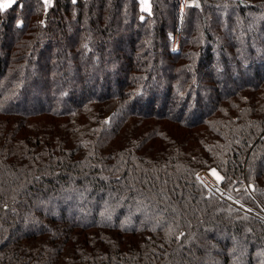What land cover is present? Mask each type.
<instances>
[{
    "label": "trees",
    "instance_id": "1",
    "mask_svg": "<svg viewBox=\"0 0 264 264\" xmlns=\"http://www.w3.org/2000/svg\"><path fill=\"white\" fill-rule=\"evenodd\" d=\"M179 1L0 5V264H264V0Z\"/></svg>",
    "mask_w": 264,
    "mask_h": 264
},
{
    "label": "rangeland",
    "instance_id": "2",
    "mask_svg": "<svg viewBox=\"0 0 264 264\" xmlns=\"http://www.w3.org/2000/svg\"><path fill=\"white\" fill-rule=\"evenodd\" d=\"M15 0H12V1H9V2H7V1H0V5H2V6H8L9 4H11L12 2H14ZM47 1H49V0H47ZM142 1V3H143V6H144V4L145 5H147V7H148V9H149V7H150V4H151V0H141ZM193 3V0H180L179 1V8H178V14H179V17H178V20H177V22H176V27H175V30H174V32H173V34H174V42H176L177 43V41L179 40V37H180V31H179V33H176L177 32V30H178V28H180V24H181V26H182V24H183V18H184V13H185V8H186V6L187 5H189V4H192ZM145 7V6H144ZM255 24H258L257 23V21L256 22H254ZM259 29H260V27H259ZM258 31V30H257ZM176 35H177V39H175V37H176ZM264 37V31H263V29H260L259 30V33L257 34V35H255L253 38H252V44H251V46L252 47H255V44L257 43V42H259L260 41V39H262ZM255 43V44H254ZM178 46V45H177ZM176 46V47H177ZM245 54H248V52H247V50L245 51ZM37 70H38V72H39V74H40V72L41 71H39V69L38 68H36ZM243 73V72H242ZM244 74V78L245 79H247L248 77H247V75L245 74V73H243ZM199 172H201V173H198V178H199V180L203 183V185H205V187L210 191V192H212V193H214V194H216L217 196H219L221 199H224V200H229V201H231L232 203H234L235 204V206H237L239 209H241V210H243V211H245V212H248V213H250V214H253L254 216H256V217H258V218H260L261 220H263L264 221V205L262 204V202H260V201H258L259 202V205L261 206V210H257V211H255V209H253V208H251L250 207V205L249 204H247L246 202H245V200L244 199H242V198H239V197H237L235 194H233V193H231L230 191H227V190H225L223 187H222V185H221V180L223 179L222 178V173L220 172V170L218 169V168H216V167H208V168H202ZM204 172H206L207 174H206V176H207V178H208V180L207 181H205V180H203V179H201V177H200V175H202ZM211 180V181H210ZM210 181V182H209ZM217 187H220V192H224V194H225V196H222L221 194H220V192H216L218 189H217ZM248 187V186H247ZM248 188H250L251 189V187H248ZM80 195V196H79ZM77 194V201L74 203L75 204V206H77V207H79V208H81L82 206L80 205L81 204V202H84L85 201V199L87 198V197H85V195L84 194ZM84 199V200H83ZM50 200V202L48 203V206H47V210L45 209V212L47 213H52V214H58V212H60V211H65V210H67L66 209V205L67 204H61L60 202H58V201H55V199L54 198H51V199H49ZM72 203V202H71ZM84 205H89V204H87V202L86 203H84ZM90 208L86 211V215L84 214V215H82L84 218V220H89V219H91V217L93 216V214L95 213V208H96V206H94V204H92V202L90 203ZM249 208H251V209H249ZM247 210V211H246ZM134 214V213H133ZM139 214H143V212L142 211H139L138 212V214H136L135 213V215H139ZM141 216V215H140ZM69 217L70 218H72L71 217V215H69ZM36 223V221L35 220H28V221H24V222H21V224H19L18 225V227H16V228H14L13 229V233H11L12 235H14V234H19L21 231H23V230H28V229H31V227H33V224H35ZM217 237H218V239L221 241V242H223V241H225V240H228L229 238H231V236L230 235H225V234H217ZM241 264V263H240Z\"/></svg>",
    "mask_w": 264,
    "mask_h": 264
},
{
    "label": "built area",
    "instance_id": "3",
    "mask_svg": "<svg viewBox=\"0 0 264 264\" xmlns=\"http://www.w3.org/2000/svg\"><path fill=\"white\" fill-rule=\"evenodd\" d=\"M181 29H182V26H181V24H180V28H178V30H177L176 33H179V31H180V33H181ZM172 39H174V34H172ZM175 39H177V35H176ZM179 40H180V37H179ZM179 40L177 41V43L174 42V40H173V45H174V47H176L177 45H179ZM177 47H178V46H177ZM206 174H207V173L204 172L202 175H200L201 179L207 181L208 178H207ZM210 181H211V180H210ZM210 181H209V182H210ZM217 189H218V190H217L216 192H220V187H217ZM220 194H221L222 196H225L224 192H220Z\"/></svg>",
    "mask_w": 264,
    "mask_h": 264
},
{
    "label": "crops",
    "instance_id": "4",
    "mask_svg": "<svg viewBox=\"0 0 264 264\" xmlns=\"http://www.w3.org/2000/svg\"><path fill=\"white\" fill-rule=\"evenodd\" d=\"M0 1H7V2H9V1H12V0H0Z\"/></svg>",
    "mask_w": 264,
    "mask_h": 264
},
{
    "label": "water",
    "instance_id": "5",
    "mask_svg": "<svg viewBox=\"0 0 264 264\" xmlns=\"http://www.w3.org/2000/svg\"><path fill=\"white\" fill-rule=\"evenodd\" d=\"M251 189H252V187H251Z\"/></svg>",
    "mask_w": 264,
    "mask_h": 264
}]
</instances>
